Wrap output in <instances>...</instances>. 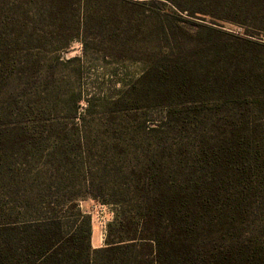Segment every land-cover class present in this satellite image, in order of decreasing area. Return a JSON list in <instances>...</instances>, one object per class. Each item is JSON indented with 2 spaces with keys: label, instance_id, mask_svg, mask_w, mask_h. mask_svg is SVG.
Wrapping results in <instances>:
<instances>
[{
  "label": "trees",
  "instance_id": "obj_1",
  "mask_svg": "<svg viewBox=\"0 0 264 264\" xmlns=\"http://www.w3.org/2000/svg\"><path fill=\"white\" fill-rule=\"evenodd\" d=\"M38 1L56 20L89 14V0ZM112 1L141 17L133 29L143 43L142 71L116 106L125 110L131 100L129 109L162 115L144 117L145 145L129 151L134 161L112 164L110 183L93 181L83 166L75 195L1 224L0 264H264V146L250 143L255 127L238 125L264 112V43L255 40L264 0ZM79 33L77 25L61 48ZM221 114L229 125L217 124ZM119 147L118 156L128 153ZM85 196L114 206L99 248L75 203Z\"/></svg>",
  "mask_w": 264,
  "mask_h": 264
},
{
  "label": "rangeland",
  "instance_id": "obj_2",
  "mask_svg": "<svg viewBox=\"0 0 264 264\" xmlns=\"http://www.w3.org/2000/svg\"><path fill=\"white\" fill-rule=\"evenodd\" d=\"M23 3L26 28L20 26V0H0V225L38 217L43 201L61 204L70 191L75 195L82 189L83 166L93 181L110 183L112 164L134 161L129 151L139 153L145 145L144 117L158 121L162 115L158 109L149 114L129 109L131 100L125 110L116 106L143 64V43L133 29L141 17L129 7L89 0L86 16L56 20L40 11L38 0ZM77 25L81 36L61 48ZM223 27L239 36L244 32L237 25ZM132 58L137 61L127 60ZM263 117L264 112L255 111L236 123L255 127L250 143L260 147ZM218 119L220 127L230 123L222 114ZM118 146L128 153L118 156ZM257 157L264 160L261 152ZM75 203L90 217L91 247L103 246L114 206L88 196Z\"/></svg>",
  "mask_w": 264,
  "mask_h": 264
},
{
  "label": "built area",
  "instance_id": "obj_3",
  "mask_svg": "<svg viewBox=\"0 0 264 264\" xmlns=\"http://www.w3.org/2000/svg\"><path fill=\"white\" fill-rule=\"evenodd\" d=\"M257 41L264 43V35L259 36V38H257Z\"/></svg>",
  "mask_w": 264,
  "mask_h": 264
},
{
  "label": "crops",
  "instance_id": "obj_4",
  "mask_svg": "<svg viewBox=\"0 0 264 264\" xmlns=\"http://www.w3.org/2000/svg\"><path fill=\"white\" fill-rule=\"evenodd\" d=\"M92 239V242L95 244V241L93 240V237L91 238ZM95 247H99L98 245H93V248Z\"/></svg>",
  "mask_w": 264,
  "mask_h": 264
}]
</instances>
